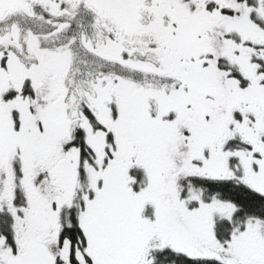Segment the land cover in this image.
I'll return each mask as SVG.
<instances>
[{
  "label": "snow or ice",
  "instance_id": "snow-or-ice-1",
  "mask_svg": "<svg viewBox=\"0 0 264 264\" xmlns=\"http://www.w3.org/2000/svg\"><path fill=\"white\" fill-rule=\"evenodd\" d=\"M0 264H264V0H0Z\"/></svg>",
  "mask_w": 264,
  "mask_h": 264
}]
</instances>
